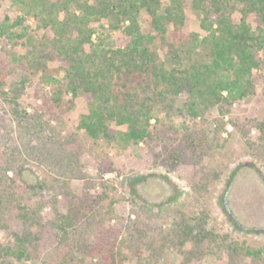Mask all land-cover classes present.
I'll return each mask as SVG.
<instances>
[{"label": "rangeland", "instance_id": "rangeland-1", "mask_svg": "<svg viewBox=\"0 0 264 264\" xmlns=\"http://www.w3.org/2000/svg\"><path fill=\"white\" fill-rule=\"evenodd\" d=\"M19 12L0 0V21ZM146 20L142 12L149 30ZM184 30L203 35L192 11ZM2 39L0 264H264V46L251 95L196 114L182 98L163 99L151 136L133 144L121 133L88 138L82 97L65 93L55 106L52 85ZM25 228L36 247L20 257L15 232Z\"/></svg>", "mask_w": 264, "mask_h": 264}, {"label": "trees", "instance_id": "trees-1", "mask_svg": "<svg viewBox=\"0 0 264 264\" xmlns=\"http://www.w3.org/2000/svg\"><path fill=\"white\" fill-rule=\"evenodd\" d=\"M14 1L20 12L0 21L4 46L13 42L5 52L52 85L55 106L65 93L82 97L87 111L79 126L90 139L110 141L121 133L138 144L151 136V119L159 121L157 103L169 97L184 99L196 114L200 105L253 93L264 46V0ZM187 11L198 16L203 35L186 34ZM142 12L149 30L141 26ZM21 39L23 51L17 53ZM199 46L204 52L196 60L192 49ZM27 214L22 222L32 218ZM15 235L16 254H33L32 230Z\"/></svg>", "mask_w": 264, "mask_h": 264}]
</instances>
